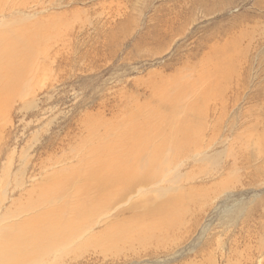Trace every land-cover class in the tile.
<instances>
[{"label":"rangeland","instance_id":"rangeland-1","mask_svg":"<svg viewBox=\"0 0 264 264\" xmlns=\"http://www.w3.org/2000/svg\"><path fill=\"white\" fill-rule=\"evenodd\" d=\"M25 1L26 21L54 17L53 36L47 41L48 51L35 60L23 101L10 114V126L0 142L6 149L0 162V228L16 225L21 215L30 213L28 194L54 168L75 159L88 124L98 113L110 120L128 99L143 105L152 102L151 84L156 91L161 79L188 72L187 94L181 97L188 102L206 98V115L198 124L206 129L205 140L219 137L212 152L207 151L214 154L208 164L195 167L207 166L208 172L218 166L223 170L228 163L224 181H230V190H211L207 195V188H201L207 183L205 173L194 170L197 154L181 157L174 167L185 162L179 167L182 174L188 172V193L194 189L199 197L196 204L188 202L183 224L165 247L154 241L126 244L109 254L91 248L74 262L264 264V164L256 158L258 150L239 138L252 129L251 116L264 117V0ZM0 21L8 22L4 17ZM219 46L226 52L212 60L214 47ZM56 53L60 57L54 59ZM24 102L26 110L19 114L17 107ZM241 120L250 124L234 130L232 125L241 126ZM246 151L252 154L250 163L244 159ZM207 186L212 188V181ZM70 255L45 264H68Z\"/></svg>","mask_w":264,"mask_h":264},{"label":"bare ground","instance_id":"bare-ground-1","mask_svg":"<svg viewBox=\"0 0 264 264\" xmlns=\"http://www.w3.org/2000/svg\"><path fill=\"white\" fill-rule=\"evenodd\" d=\"M26 8L25 0H0V17L8 20L0 21V142L5 138L6 127L10 126V114L23 101L21 96L35 60L48 51L47 41L53 36L54 17L26 21ZM6 15L9 16L6 18ZM219 48L214 47L212 60L226 52L225 47ZM46 54L45 62L49 60ZM59 57L60 53L53 56ZM206 63L202 62L200 68ZM186 73L161 79L162 84L156 91L151 84L152 102L143 105L128 99L124 108H117L120 110L117 117L113 115L107 120L104 114L98 113L93 118L95 122H89L88 135L80 142L75 159L51 168L52 172L36 183L38 188L28 194L26 208L30 213L26 217L21 215L16 225H1L0 264H45L52 258L57 261L62 254H71L68 264H75L77 256H83L91 248L109 254L126 244L134 246L154 241L165 247L166 241L172 238L171 233L183 224L188 202H198V191L192 189L188 193V172L182 174L180 168L185 162L174 167L181 157L188 159V154H197L194 170L205 173L207 183L201 188H207L203 189L207 195L211 190L222 189L223 193L225 189L230 190V181H224L228 163L222 166L223 170L217 165L216 170L208 172L207 166L195 167L199 163L208 164L214 154L209 156L207 151L212 152L214 139L219 137L214 135L205 140L206 129L199 125L206 115L203 105L206 98L195 96L196 99L188 102L181 97L188 90ZM165 94L168 97H163ZM17 109L22 114L26 102ZM251 119L252 129L238 137L253 145L254 151L258 150L260 156L256 158L264 164V129H261L264 117L258 114ZM241 124L234 123L232 128L238 130L250 123L241 120ZM5 153L6 149L0 148V162ZM244 159L251 162L250 151H246ZM210 181L212 188L207 186ZM207 195L203 200L208 199Z\"/></svg>","mask_w":264,"mask_h":264}]
</instances>
